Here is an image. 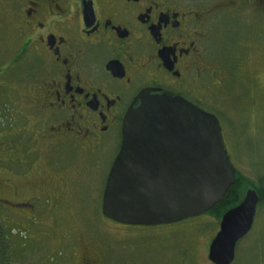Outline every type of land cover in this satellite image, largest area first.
Here are the masks:
<instances>
[{
	"label": "flooded vegetation",
	"instance_id": "flooded-vegetation-1",
	"mask_svg": "<svg viewBox=\"0 0 264 264\" xmlns=\"http://www.w3.org/2000/svg\"><path fill=\"white\" fill-rule=\"evenodd\" d=\"M2 21L23 36L26 47L18 57L36 68L31 80L18 75L3 85L38 112L29 134L35 151L47 144L77 160L97 154L89 173L115 149L106 181L122 146L124 118L142 92L179 97L211 115L226 113L229 135L233 127L248 129L246 105L254 101L255 109V98L264 96V85L248 68L260 56L253 45L264 42V0H0ZM240 30L252 36L235 42L246 48L244 55L225 56L221 49ZM19 61L4 67L3 75ZM24 154L0 168L5 175L0 201L26 217L37 204L66 193L70 176L55 165V177L31 181L35 164ZM8 236L2 229L0 264H9ZM81 260L98 259L84 250Z\"/></svg>",
	"mask_w": 264,
	"mask_h": 264
},
{
	"label": "rangeland",
	"instance_id": "rangeland-1",
	"mask_svg": "<svg viewBox=\"0 0 264 264\" xmlns=\"http://www.w3.org/2000/svg\"><path fill=\"white\" fill-rule=\"evenodd\" d=\"M226 26L228 29L227 22ZM241 35V30L232 34V42L221 49L225 56L244 55L246 48L235 43ZM243 36L244 43L252 38ZM253 46L260 56L257 61L249 60L248 68L264 85V42ZM25 47L23 36L6 21L0 22V168L14 165L15 157L25 152L27 161L35 164L31 181H37L36 177H55L51 166L57 165L59 173L70 176V185L66 193H57L48 202L37 204L26 217L15 216L0 201V226L10 238L5 242L8 263L81 264L82 254L87 250L98 259L96 264H212L208 259L209 247L219 232L222 218L206 213L176 224L147 227L123 225L103 216V191L115 149L105 153L100 168H92L89 173L97 154L90 161L77 160L72 153L63 155L65 151L49 149L47 144L37 145L35 151L30 135L35 131L33 123L40 118L38 112L28 108V99L10 95L8 90L11 79L18 75L26 81L33 78L34 62L18 57ZM15 59L20 61L13 63L8 75H3L4 67ZM261 97L255 98V109L254 101L246 105V119L250 121L247 130L233 127L229 135L226 113L213 112V115L219 120L224 145L238 178L264 190V96ZM49 155L53 156L52 161ZM17 170L23 171L19 166ZM3 178L0 169V181ZM249 187L248 191L254 190ZM25 188L21 187L24 191ZM4 191L0 185V198ZM233 264H264V204L257 209L251 232L238 243Z\"/></svg>",
	"mask_w": 264,
	"mask_h": 264
},
{
	"label": "water",
	"instance_id": "water-1",
	"mask_svg": "<svg viewBox=\"0 0 264 264\" xmlns=\"http://www.w3.org/2000/svg\"><path fill=\"white\" fill-rule=\"evenodd\" d=\"M122 135L102 197L107 219L147 227L180 223L212 211L235 184L219 120L179 97L142 92L124 118ZM258 204L249 190L223 215L209 247L212 264H233Z\"/></svg>",
	"mask_w": 264,
	"mask_h": 264
},
{
	"label": "trees",
	"instance_id": "trees-1",
	"mask_svg": "<svg viewBox=\"0 0 264 264\" xmlns=\"http://www.w3.org/2000/svg\"><path fill=\"white\" fill-rule=\"evenodd\" d=\"M249 182L248 180H245L244 178L241 177L238 178L237 176L235 184L228 191L225 198L212 211H210L209 214H212L218 219H221L227 211L237 207L243 202V199L246 194L245 192L248 191V189H250L249 186H251L254 189V191L257 193L259 197L258 207L262 206V204H264V190H260L258 186L253 187L254 183L251 182L249 183ZM245 187L247 188L245 189ZM214 212L216 213L214 214ZM1 237H2V229L0 226V238ZM1 244L2 243H0V245Z\"/></svg>",
	"mask_w": 264,
	"mask_h": 264
}]
</instances>
